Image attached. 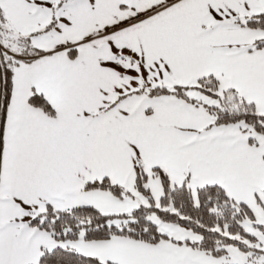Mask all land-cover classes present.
I'll use <instances>...</instances> for the list:
<instances>
[{
    "label": "snow or ice",
    "instance_id": "snow-or-ice-1",
    "mask_svg": "<svg viewBox=\"0 0 264 264\" xmlns=\"http://www.w3.org/2000/svg\"><path fill=\"white\" fill-rule=\"evenodd\" d=\"M0 264H264V0H0Z\"/></svg>",
    "mask_w": 264,
    "mask_h": 264
}]
</instances>
